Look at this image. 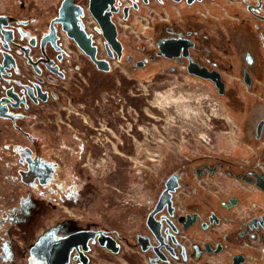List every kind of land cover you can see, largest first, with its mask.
Returning <instances> with one entry per match:
<instances>
[{
    "label": "flooded vegetation",
    "instance_id": "af4514ba",
    "mask_svg": "<svg viewBox=\"0 0 264 264\" xmlns=\"http://www.w3.org/2000/svg\"><path fill=\"white\" fill-rule=\"evenodd\" d=\"M90 1L0 0V119L8 121L12 129L22 133L29 141L27 146H19L18 155L12 161L4 157V148L0 150V159L9 166V176L0 172L2 181L16 182L27 190L24 195L18 194L13 201L11 198L15 191L9 188L3 199L5 211L2 214L30 200L32 192H59L75 182V162L79 158L78 143L74 140L76 137L72 135V144L61 141L66 129L62 124L53 122L57 113L63 112L62 99L69 87L72 88L71 79L75 72L81 73L85 80L80 92L83 95L85 91L87 98H92L101 89L111 91L116 85L115 77L112 76L110 80V76H106L113 73L115 63L129 69L132 66L144 67L149 62L162 59L173 63L171 71H176L180 66L189 73L188 68L196 66L219 72L225 82L223 93H219L212 80L189 74L211 83L217 96L238 115L243 141L253 144L255 150L252 159L240 160L233 156L212 154L198 157L201 161L194 171L189 168L186 159L180 160L174 174L166 175L149 208L148 214L155 210L151 227L146 217L144 233L137 234L132 243L147 255L152 264L209 262L208 258L221 255L225 256L227 264H264V250L252 251L253 244L250 243L253 240L264 241V201L244 203L248 196L245 197L246 193L241 188L234 185L228 188L232 192L223 194L227 187L221 183L219 186L208 183L209 177L222 170L227 176L253 185L264 199V54L260 57L259 49L254 50V46H264V42L254 43L257 35H261L259 40H263L264 25L260 26L258 20L264 22V0H244L247 2V14L223 11L225 17L222 19L193 14L190 23H187L186 19L177 22L166 17V14L158 15L152 22L154 44L148 41L147 45H141L140 58L133 59L129 58L131 55L120 34L121 21H129L134 11H140L153 0H115L108 3L100 14L103 19L108 18L116 25L117 38L123 48L120 59H117L113 43L106 40L98 19L90 10ZM156 1L162 6L172 2L181 8L182 4L194 7L205 0H195L193 3L187 0ZM63 4L68 21L66 27L57 21ZM162 20L169 31L158 36L155 28ZM78 29L92 36L96 57L110 62L109 71L100 70L68 35L67 30ZM50 34L54 35V39L43 42L44 37ZM233 34H236L233 40L235 44L231 43ZM179 38H187L192 43L188 49L189 55L168 58L158 54L159 46L166 40ZM229 60H232L230 66L239 67V77L244 87L240 88V85L231 82L234 80L225 77ZM159 98L163 104L165 99L162 96ZM66 104L68 99L65 100ZM31 115L35 130L47 138L48 151L45 153L36 149L37 138L33 135ZM49 115L50 122L40 128L44 118H49ZM58 149L64 150L65 154L55 152ZM68 177L71 178L70 184H67ZM78 231H86L83 238L87 237L88 241L85 245L80 243L78 247L73 246L65 264H112L110 259L119 251L113 252L101 245L98 239L101 237L107 242L106 237L110 236L116 240L120 250L117 238L110 233L93 234L92 229L74 230L63 235L54 245L50 244L47 264H52L64 241ZM94 252L108 259L95 261ZM128 261L133 264L130 257Z\"/></svg>",
    "mask_w": 264,
    "mask_h": 264
},
{
    "label": "rangeland",
    "instance_id": "374dc122",
    "mask_svg": "<svg viewBox=\"0 0 264 264\" xmlns=\"http://www.w3.org/2000/svg\"><path fill=\"white\" fill-rule=\"evenodd\" d=\"M246 3L244 0H205L192 8L198 10L199 17L222 19L225 15L223 11L247 14ZM181 8L172 2L162 6L153 0L140 11H134L129 21H121L120 34L131 55L129 58H140L139 48L147 45L148 41L154 44L152 22L158 15L169 13L165 16L177 18L180 14L175 13L178 10L182 12ZM258 23L264 25L261 20ZM155 29L158 36L169 31L166 24L160 22ZM235 35L231 40L234 44ZM260 37L257 35L254 43L264 42V35L263 40H259ZM257 46L254 50L259 49V56L262 57L264 46ZM172 64L159 59L144 67L132 66L128 69L115 63L113 73L106 76H110V80L112 76H118L119 83L111 91L101 89L92 98H87L85 91L83 95L80 92L85 82L81 73L73 74V89L69 87L62 99L63 105L68 99L70 110H63L60 115L57 113L53 122L60 123L59 119L65 121L67 116L71 127L63 126L65 132L76 137L73 139L78 143L79 158L75 162V182L59 192H32L30 200L12 211L0 213V264H47L46 255L51 253L50 247L63 235L78 229H92L93 234H114L120 250L110 259L112 264H130L128 257L133 264H152L147 255L132 243V239L144 233L149 208L166 175L174 174L179 161L186 159L189 168L194 171L201 161L198 157L209 154L252 159L254 146L243 141L236 112L217 96L210 82L190 75L180 66L171 71ZM231 64L232 60H229L225 77L234 80L231 82L240 85V88L244 87L241 78L237 79L239 67ZM160 96L165 99L163 104L159 102ZM96 100L102 107H95L97 113L94 120L96 118L97 122L95 120V126L89 127L88 113L85 112L91 113ZM82 104L85 114L78 116V120L74 112ZM211 107L218 109L212 115ZM31 116L33 135L37 138L36 149L45 153L48 151L47 138L35 130L34 117ZM50 118V115L45 117L40 128L50 122ZM111 120L116 122L111 123ZM101 123H106L112 130L101 129ZM77 125L79 133L74 131ZM28 144L22 133L12 129L8 121L0 119V150L4 148L2 152L7 161L18 155L19 146ZM63 151L58 149L55 152L63 155ZM92 156L96 161L92 160ZM68 178L67 184H70L71 178ZM0 181V200L9 188L15 191L11 198L13 201L18 194L24 195L27 191L16 182H3L1 176ZM208 183L216 186L221 183L227 187L223 194L232 192L228 188L234 185L241 188L246 193L245 197L248 196L244 203L264 201L253 185L227 176L222 170L209 177ZM250 243L253 244L252 251L264 250V241L253 240ZM94 256L95 261L108 259L96 252ZM208 260L187 264H227L224 255Z\"/></svg>",
    "mask_w": 264,
    "mask_h": 264
},
{
    "label": "water",
    "instance_id": "95a60500",
    "mask_svg": "<svg viewBox=\"0 0 264 264\" xmlns=\"http://www.w3.org/2000/svg\"><path fill=\"white\" fill-rule=\"evenodd\" d=\"M115 0H91L90 1V10L94 14V16L98 19L101 29L103 30V34L108 42L113 43L114 50L117 53V59H120L122 56V44L118 40V32L116 29V25L110 20V19H103L100 14L103 13V10L108 6V3H113ZM195 0H187L188 3H193ZM65 4L62 5L60 8V17L57 19V21H60L63 23L64 27L67 26V14H65ZM249 9L252 8L251 5L248 6ZM113 9V7H112ZM128 7L125 8L127 10ZM116 10V8H114ZM108 14H111L109 12ZM264 19V17H262ZM73 23L75 20L73 19ZM68 35L73 38L80 48L90 56V58L93 60V62L97 65V67L100 70L103 71H109L110 70V62L105 59H98L96 57V46L92 44V36L86 34V32L83 29L78 30H67ZM7 38V37H6ZM8 39V38H7ZM48 39H54V35L50 34L46 38L44 37L43 42ZM192 45L190 43L189 39L187 38H179V39H168L166 40L162 45L159 46V52L158 54H164L168 58L177 57L181 54L183 56L189 55L188 49ZM182 50V53H181ZM111 57H114V54L110 55ZM189 73L195 74L201 78L204 79H210L214 82L215 86L219 89V93H223L225 89V82L222 80V76L217 71H208L206 68H199V67H189L188 68ZM1 102V101H0ZM155 210L150 212L147 216L148 219V225L151 227V219L154 215ZM87 234L86 231H78L70 235L63 243L61 251H58L55 255V258L52 261V264H65L68 260V254L70 249L75 246L78 247L80 243L84 244L88 241L87 237L83 238V235ZM107 242L104 238H99V243L103 246H106L108 249L112 250L113 252L119 251V246L116 243V240L112 237L108 236ZM139 243L141 241L139 240ZM85 250L87 249L85 246L83 247ZM142 248L145 249V246L142 244ZM237 260L235 259V262ZM242 261V259H241ZM237 263V262H236ZM238 264V263H237Z\"/></svg>",
    "mask_w": 264,
    "mask_h": 264
},
{
    "label": "crops",
    "instance_id": "0c3cea01",
    "mask_svg": "<svg viewBox=\"0 0 264 264\" xmlns=\"http://www.w3.org/2000/svg\"><path fill=\"white\" fill-rule=\"evenodd\" d=\"M181 11L182 12H179V10H178L175 13L177 15L180 14V17L176 18V17H173V15H171V18L173 19V21H177L178 22V21L181 20L180 22H182L183 19L184 20L186 19L187 23H190L189 21H191V19L193 17L192 15L193 14L197 15V12H198L197 9H193L192 7H185ZM168 14L169 13H166V15H168ZM162 23H165V22L162 20ZM118 78H119L118 76H115V80H116L117 83L119 82ZM237 78H239V76ZM61 141L65 142L66 144H72V142H73L72 134H68V132H65V134L62 135ZM0 172H3L4 174H2V175H4V176H7V175L9 176V173H8L9 172V166H8V164H7V162L5 160L2 161L1 159H0ZM6 192H7V190L5 191L4 195L2 196L3 198L1 197V200H0V213L5 211L3 206H2V204H3L2 202H3V199H4V196H5Z\"/></svg>",
    "mask_w": 264,
    "mask_h": 264
},
{
    "label": "built area",
    "instance_id": "2783aa9c",
    "mask_svg": "<svg viewBox=\"0 0 264 264\" xmlns=\"http://www.w3.org/2000/svg\"><path fill=\"white\" fill-rule=\"evenodd\" d=\"M103 97V96H102ZM106 97L107 98H109V95H106ZM102 99V98H101ZM67 105H70V102H68V104H66V105H63L62 106V109L63 110H67V111H69L70 109L67 107ZM98 107V108H101L102 107V104L100 103V101L99 100H96L95 101V103H94V108H92L91 109V113H89V112H85V109L84 108H82L83 107V104L81 105V107L79 108V110H77V111H75L74 113H75V116H77V118H78V116H81V115H83V114H85V113H88L87 114V116H88V118H89V121H90V124H88L89 125V127H94L95 126V120H96V118H95V120H94V114H96L97 112H95V107ZM82 109V110H81ZM215 109V110H214ZM216 110H218L216 107H214V108H212L211 107V111H210V114L212 115L213 114V111H215L216 112ZM85 112V113H84ZM58 115V114H57ZM60 115V114H59ZM78 120H79V118H78ZM59 121H60V123L59 124H62L63 126H69V127H71V124H69L68 122H69V120H68V118H67V116H66V120L65 121H63L62 119L60 120L59 119ZM96 122H97V120H96ZM116 121L115 120H111V123H115ZM84 123V122H83ZM109 123V122H108ZM129 125V124H128ZM101 129H105V128H107V130H109V131H111L112 130V128L109 126V125H106V123L103 125V123H101ZM140 128V127H139ZM75 132H77V133H79V127H78V125H77V127L75 128V130H74ZM90 154V153H89ZM91 155V154H90ZM92 160L93 161H95V159H94V157L92 156Z\"/></svg>",
    "mask_w": 264,
    "mask_h": 264
},
{
    "label": "bare ground",
    "instance_id": "6f19581e",
    "mask_svg": "<svg viewBox=\"0 0 264 264\" xmlns=\"http://www.w3.org/2000/svg\"><path fill=\"white\" fill-rule=\"evenodd\" d=\"M139 129H141V128H139ZM142 130V129H141Z\"/></svg>",
    "mask_w": 264,
    "mask_h": 264
}]
</instances>
